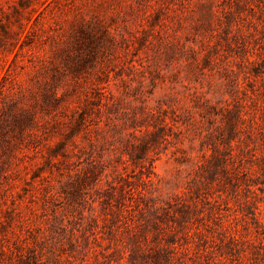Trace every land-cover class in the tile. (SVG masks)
Returning <instances> with one entry per match:
<instances>
[{
	"label": "rangeland",
	"instance_id": "rangeland-1",
	"mask_svg": "<svg viewBox=\"0 0 264 264\" xmlns=\"http://www.w3.org/2000/svg\"><path fill=\"white\" fill-rule=\"evenodd\" d=\"M82 21L91 25L94 41L82 37L66 47ZM261 57L264 0H0V108L16 101L36 121L20 134L5 112L0 116V264L102 260L96 244L79 253L66 243L80 227L59 186L85 157L126 159L127 145L146 131H152L153 150L145 157L153 158L155 193L165 199L181 192L184 182L197 188H185V228L167 217L175 234L160 232V244L180 242L185 264H203V248L216 243L223 264H253L255 258L264 264ZM98 87L119 104L99 112L98 102L90 101L98 123L69 131L73 109ZM50 89L59 100L43 101ZM142 94L154 116L149 124H130L129 116H140ZM59 141L65 145L53 155ZM115 165L123 173V164ZM87 191L90 202L94 191ZM48 193L56 199L49 201ZM87 206H78L84 215ZM93 207L94 231L105 235L110 215L98 202ZM214 219L226 229L222 243L206 226ZM44 235L51 239L44 242ZM100 242L104 247L108 239Z\"/></svg>",
	"mask_w": 264,
	"mask_h": 264
},
{
	"label": "trees",
	"instance_id": "trees-1",
	"mask_svg": "<svg viewBox=\"0 0 264 264\" xmlns=\"http://www.w3.org/2000/svg\"><path fill=\"white\" fill-rule=\"evenodd\" d=\"M90 27L91 25L88 21L79 22L75 27L72 39L69 40V45L66 47H72L74 44L78 45L79 42H83L82 37H86L87 44H91L95 36ZM65 50V48L62 49V51ZM259 62L264 63V57H261ZM52 81L54 82L55 80L53 79ZM90 94L85 98L87 102L82 107L73 109V114L67 121L69 131L73 132L82 126L96 125L98 123V120L89 112L90 106L88 103L90 101L98 102L99 107L97 110L99 112L103 109L109 110V107L119 104V99L115 98L104 87H98L94 91H91ZM140 96L138 107L140 116L137 118L135 113H133L132 117L129 116L128 120L130 124H149L151 118L154 116V109L146 104V97H143V94ZM60 97L54 89L44 91L41 94L43 101H57ZM3 112H5L6 118H9L12 130L16 129L20 134L36 122L33 112L26 107H17L16 101H12L5 110L1 107L0 116ZM107 118L111 120L109 117ZM151 135L152 131H146L139 136L137 143H129L127 145L129 148L126 149L128 154L126 159L122 157H85V164L82 167H76L72 173L68 171L67 180L59 186L60 194H62H59V196H63L62 198L66 200L65 204L68 207V209L65 208L66 211L73 219L75 216L73 213L76 211L80 227L78 229L79 235L67 238L66 243L71 249L79 253L90 250L94 244L98 245V253L101 254L103 259L100 260L94 256L92 264H185V250L182 248V244L180 242L176 245L160 244L158 235L160 232L168 233L166 229L175 234L173 232L175 226L167 223V217H171L174 220L173 222L176 221L178 226H181L180 229L185 228L183 226L185 222V188L187 191H194L197 188H194L192 184L185 186L184 182L181 192L172 193V195H168L165 199H161L155 193L156 189L153 187L154 183L150 178L153 158L145 157L149 151L153 150L150 143ZM1 140L3 139L0 137V142ZM7 142L10 144L9 140ZM64 145L65 141H59L55 147L56 149L51 148L50 152L55 155L57 150H61L59 148H63ZM65 158L56 157V162L64 161ZM44 159L46 162H50V157H45ZM78 162L80 163V161ZM116 162L123 164V173L118 171L115 165ZM127 162L132 167L129 172L125 170L128 165ZM38 170L34 171L30 176L31 181L39 176ZM108 176H111L110 180ZM209 178L210 180H214L213 177ZM43 179H46V177H43ZM103 179H105V187L101 188L100 183ZM26 184L32 186L29 181ZM88 188H93L94 191L93 195L89 196L90 202L85 197V194L88 195ZM53 195L52 193L47 194L49 201L56 199ZM94 202L99 203L102 212L106 210L110 215V217H104L105 223L108 222V230L105 235H97L94 231V228L97 226V217L94 214L93 207ZM85 203L88 204V213L86 215H84L82 208H78V206ZM52 212L54 213L55 210L52 209ZM176 213H178V216L174 217ZM82 220H85L84 224ZM56 221L57 219L50 222V229H57ZM162 222H165L164 226L161 225ZM206 226L210 229H216V232L221 235L218 238L220 243H222L226 236L224 226L216 219L213 220L212 225L208 223ZM60 228L63 230L65 227L60 226ZM40 232L42 231L40 230L37 234ZM30 233L31 230H28V234ZM50 239L51 237L49 236H43L44 242ZM101 239H108L106 246L103 247L101 245ZM228 240L232 241L233 237L229 235ZM174 242L176 241L172 243ZM215 246L216 248L207 246L203 248V264L224 263L222 258L223 252L220 249L221 244L216 243ZM30 249L34 251L35 247ZM79 264L91 263L84 262ZM253 264H260L257 258H255Z\"/></svg>",
	"mask_w": 264,
	"mask_h": 264
}]
</instances>
